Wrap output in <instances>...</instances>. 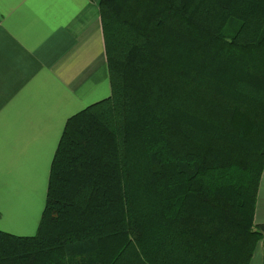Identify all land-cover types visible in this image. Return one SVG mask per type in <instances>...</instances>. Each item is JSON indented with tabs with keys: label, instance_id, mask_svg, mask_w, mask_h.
<instances>
[{
	"label": "trees",
	"instance_id": "obj_1",
	"mask_svg": "<svg viewBox=\"0 0 264 264\" xmlns=\"http://www.w3.org/2000/svg\"><path fill=\"white\" fill-rule=\"evenodd\" d=\"M110 98L70 118L37 233L0 264H250L264 0H102Z\"/></svg>",
	"mask_w": 264,
	"mask_h": 264
},
{
	"label": "crops",
	"instance_id": "obj_2",
	"mask_svg": "<svg viewBox=\"0 0 264 264\" xmlns=\"http://www.w3.org/2000/svg\"><path fill=\"white\" fill-rule=\"evenodd\" d=\"M102 0H0V230L34 236L70 118L111 96ZM16 219V220H13ZM255 225H264V171ZM250 264H264V236Z\"/></svg>",
	"mask_w": 264,
	"mask_h": 264
},
{
	"label": "rangeland",
	"instance_id": "obj_3",
	"mask_svg": "<svg viewBox=\"0 0 264 264\" xmlns=\"http://www.w3.org/2000/svg\"><path fill=\"white\" fill-rule=\"evenodd\" d=\"M13 220H16V219H13ZM17 221V220H16ZM26 222H23L22 220H20L19 222H12L10 220H7L5 223H4V226L7 227V228H11L13 230L12 233L10 234H14V235H22V234H26V233H23V232H20V233H17L19 232L20 230H24L26 229Z\"/></svg>",
	"mask_w": 264,
	"mask_h": 264
}]
</instances>
